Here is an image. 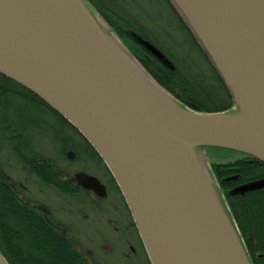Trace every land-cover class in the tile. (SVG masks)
I'll list each match as a JSON object with an SVG mask.
<instances>
[{
  "label": "water",
  "instance_id": "95a60500",
  "mask_svg": "<svg viewBox=\"0 0 264 264\" xmlns=\"http://www.w3.org/2000/svg\"><path fill=\"white\" fill-rule=\"evenodd\" d=\"M169 2L236 112L180 106L109 41L81 0H0V75L52 107L99 156L150 264H250L196 148L264 164V0Z\"/></svg>",
  "mask_w": 264,
  "mask_h": 264
},
{
  "label": "trees",
  "instance_id": "16d2710c",
  "mask_svg": "<svg viewBox=\"0 0 264 264\" xmlns=\"http://www.w3.org/2000/svg\"><path fill=\"white\" fill-rule=\"evenodd\" d=\"M159 2L164 9L159 6L155 20L139 0L84 1L118 40L119 49L180 106L200 114L236 112L225 83L186 23L169 0ZM209 149L232 151L200 146L196 153ZM237 153L241 157L236 161L212 164L218 195L250 264H264V164ZM64 162L82 169L87 162L104 167L58 112L0 75V254L7 264H93L75 248L61 220L33 205L15 179L24 172L42 188L71 197L78 190L71 189Z\"/></svg>",
  "mask_w": 264,
  "mask_h": 264
},
{
  "label": "rangeland",
  "instance_id": "374dc122",
  "mask_svg": "<svg viewBox=\"0 0 264 264\" xmlns=\"http://www.w3.org/2000/svg\"><path fill=\"white\" fill-rule=\"evenodd\" d=\"M139 1H141V6L148 9L149 13L154 17V19L158 20L157 13L159 12V6L164 9V7L159 2L160 0ZM83 4L86 9L92 13V16L95 18L96 22L99 24L109 41L115 45H118V40L111 32L109 33L107 30H105V28L102 27L103 25L94 16V13L88 4L84 2ZM172 35L174 36L175 40L182 39V35ZM193 57L196 59L194 55ZM142 74L145 77V74ZM197 157L199 160V165L202 167L206 178L212 185L214 191L218 194V187L214 178L212 164H225L233 162L239 159L241 155L235 151L209 149L204 151V154L201 152V154H198ZM63 165L67 169L68 173L71 174V176H74V174H76L77 171L81 169V167L78 166L79 164L74 162H64ZM85 166L86 167L84 169H86L87 172L97 173L95 167L91 165L90 162H87ZM15 179L19 184H21L22 188L25 189L24 191H27L26 193L31 199L42 202L57 219H60L68 226L75 228L79 233V239L81 243L88 247L93 252L94 256L99 257L98 259H101L105 262L107 261L108 264H138L135 258L126 260L127 254L132 256L134 253L129 250L128 246H124V243H117V240L111 236V224L109 223L111 218L109 216H102L99 213L97 214L93 210H90L88 206L79 205L78 197L70 199L59 195L57 191L55 192L52 189L42 188L38 183H36L35 180H33L24 172H17L15 174ZM103 179L105 180L104 177ZM218 200L225 215L230 218L227 206L219 195ZM106 240H109V245H103ZM106 255L108 256L106 257Z\"/></svg>",
  "mask_w": 264,
  "mask_h": 264
},
{
  "label": "flooded vegetation",
  "instance_id": "af4514ba",
  "mask_svg": "<svg viewBox=\"0 0 264 264\" xmlns=\"http://www.w3.org/2000/svg\"><path fill=\"white\" fill-rule=\"evenodd\" d=\"M88 4L90 5V3ZM94 167L97 173H90L81 168L76 174H74V176H71V180L73 181L71 189H76L78 192L72 193V196L68 198L74 199L78 197L79 205L88 206L90 210H93L95 213H99L106 217L109 216L111 218L109 220V223L111 224V236L117 240V243H124V246H128L129 250L134 253L132 256H129L126 253V260L135 258L138 264H150L138 236L133 219L124 203L116 183L112 177H109V172L107 173L105 166ZM90 179L95 181L97 187L91 184ZM54 191L56 192V190ZM32 202L34 203L33 205L48 212V208L42 202L34 201L33 199ZM49 212L51 211L49 210ZM61 224L64 228L66 227V230L68 229L69 235L76 242L75 248L87 257L89 262L93 264H108L107 261L105 262L98 259L99 257L94 256L93 252L81 243L79 233L75 228L68 226L62 221ZM109 243V240H106L103 245H109ZM107 256L108 255H106V257Z\"/></svg>",
  "mask_w": 264,
  "mask_h": 264
},
{
  "label": "bare ground",
  "instance_id": "6f19581e",
  "mask_svg": "<svg viewBox=\"0 0 264 264\" xmlns=\"http://www.w3.org/2000/svg\"><path fill=\"white\" fill-rule=\"evenodd\" d=\"M131 59V58H130ZM132 60V59H131ZM132 62L133 63H135L136 64V62H134L133 60H132ZM141 69V68H140ZM142 70V69H141ZM152 91L153 92H156L155 90H153L152 89ZM167 102V101H166ZM154 103L157 105V106H162V105H166V103L164 102V101H160L159 99L158 100H154ZM217 194V193H216ZM217 196H218V194H217ZM125 203V202H124ZM125 205H126V203H125ZM127 207V206H126ZM128 209V208H127ZM230 219V218H229ZM231 220V219H230ZM137 230V229H136ZM138 233V232H137ZM138 236H139V234H138ZM140 238V237H139ZM147 256V255H146ZM148 258V257H147ZM149 261V260H148Z\"/></svg>",
  "mask_w": 264,
  "mask_h": 264
}]
</instances>
